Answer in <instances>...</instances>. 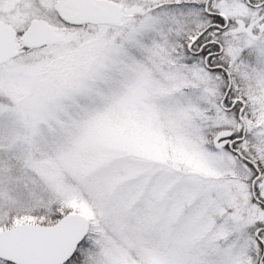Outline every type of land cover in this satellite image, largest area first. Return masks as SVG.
<instances>
[{
    "label": "snow or ice",
    "instance_id": "6c2138e0",
    "mask_svg": "<svg viewBox=\"0 0 264 264\" xmlns=\"http://www.w3.org/2000/svg\"><path fill=\"white\" fill-rule=\"evenodd\" d=\"M0 264H264V0H0Z\"/></svg>",
    "mask_w": 264,
    "mask_h": 264
}]
</instances>
